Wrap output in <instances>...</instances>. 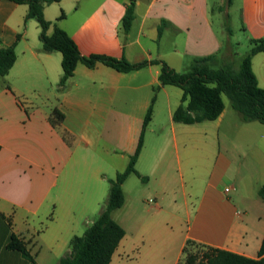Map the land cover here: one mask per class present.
<instances>
[{
	"label": "crops",
	"instance_id": "0c3cea01",
	"mask_svg": "<svg viewBox=\"0 0 264 264\" xmlns=\"http://www.w3.org/2000/svg\"><path fill=\"white\" fill-rule=\"evenodd\" d=\"M129 2L61 0L57 4L71 16L66 13L57 24L84 57L105 55L132 64L162 60L182 73L193 58L221 52L210 0H138L132 29L125 35L121 28ZM241 3L246 32L252 39L264 37V0ZM27 13L26 5L0 1V47L15 46L17 54L9 74L0 79V264L60 263L71 251L72 239L82 236L104 210L109 180L127 168L154 97L136 168L147 181H160L154 192L157 210L151 218L140 213V224L131 233L117 221L126 236L110 264H127L130 256L131 264H182L188 242L259 259L264 128L243 119V125L228 123L239 136L230 139L222 133L226 148L216 156L198 210L205 206L206 211L200 217L197 213L186 230L175 211L166 209L176 202L175 164L181 169L184 159L191 168L194 125L174 121L183 91L166 86L155 92L161 85L159 65L124 74L103 64L95 69L79 64L60 89L62 54L42 52L40 27L35 20L26 21ZM44 14L47 21L58 19L49 6ZM55 109L64 115L56 127L50 120ZM225 121H230L226 105L216 123L220 127ZM171 138L177 160L171 158ZM224 178L232 182L230 192L247 193L244 203L221 198L217 184ZM13 234L24 240L34 262L7 249Z\"/></svg>",
	"mask_w": 264,
	"mask_h": 264
},
{
	"label": "trees",
	"instance_id": "16d2710c",
	"mask_svg": "<svg viewBox=\"0 0 264 264\" xmlns=\"http://www.w3.org/2000/svg\"><path fill=\"white\" fill-rule=\"evenodd\" d=\"M3 1V0H0ZM18 5L28 6L26 21L35 20L41 30L40 40L42 52L62 54V77L59 83L63 89L74 76L79 64L89 69H95L98 64H103L119 73L129 74L150 65H159L160 83L155 92L161 87H178L183 91L182 104L174 113V121L178 124L195 125L204 122L216 121L225 109L223 96L226 95L232 108L240 114L245 122H259L264 125V87H260L259 80L253 69V59L264 53V37L251 39V49L242 58L240 67L236 68L231 62H224L216 67L217 55L193 58L192 64L183 72H177L165 61L153 60L140 64H132L125 58L117 59L105 55H92L84 57L71 38V36L58 26V22L65 18L61 16L50 22L45 18V8L61 0H7ZM138 0H130L122 20V33L127 35L135 20L136 4ZM229 6L233 0H228ZM53 27V33L49 34ZM163 28H159L158 36L161 37ZM230 35L232 30L229 29ZM17 60L15 46L0 47V79L6 77ZM155 97L145 115L142 130L135 153L130 157L127 168L117 174L115 179L109 180V196L105 208L98 219L91 224L86 232L74 237L70 243L71 251L60 260L59 264H110L120 243L126 236L124 228L113 218V213L121 209L126 202L123 189L124 183L131 176H136L142 181L136 165L144 147L146 131L152 121ZM54 127L63 124L64 115L55 109L50 117ZM259 196L264 200V185L259 191ZM191 244V242H188ZM7 249L21 253L26 259L34 262L27 249V244L17 235L13 234L7 244ZM202 264H264V239L259 252V259H250L225 250L206 248ZM187 263L195 264L191 256Z\"/></svg>",
	"mask_w": 264,
	"mask_h": 264
},
{
	"label": "rangeland",
	"instance_id": "374dc122",
	"mask_svg": "<svg viewBox=\"0 0 264 264\" xmlns=\"http://www.w3.org/2000/svg\"><path fill=\"white\" fill-rule=\"evenodd\" d=\"M49 10L54 13V17L59 18V15L62 14L61 10H63V8L58 4H52L49 6ZM66 11L67 12L63 10V13L65 15L67 13L71 16V12L68 10ZM210 12L214 27L223 42L221 54L218 56V61H216V67H219L224 62L229 61L233 63L236 68H239L242 58L251 49L250 40L252 39V36L244 29L241 0H233V4L231 6H229L228 0H210ZM55 19L56 18H54V20ZM229 29L232 30L231 35L229 33ZM253 66L258 77L260 87H264V53L254 57ZM2 82L3 81H0V84H2ZM174 88H176L175 90H181L178 87ZM223 99L227 108V116L230 118V121L226 122V120L220 127L217 125L216 121H208L200 125L191 126V128L194 129V132L192 133L193 145L191 168L189 169V167H185L184 159L182 160L183 166L181 169L177 163L175 164L174 173L176 178V202H173L171 206L168 204L166 209L171 212L175 211L180 223H182L186 230L188 225L195 222L197 213L200 217L201 214L206 211L204 206V208L198 212L203 193L211 180V171L216 156L220 149L226 148L227 142L225 138L222 137V133H227L230 139L237 137L239 134H236V132L232 130V127L229 128L227 125L228 123L233 122H238L243 125L240 114L232 108L229 98L224 95ZM251 126H255L259 129L264 128V125L259 122H256ZM166 135L170 138V131L167 132ZM170 145L172 155L171 158L173 157V159L177 160V150H175L173 146L172 138ZM179 146L181 150V144ZM209 152H211V156L208 157ZM229 154L232 158L236 155L231 151ZM211 183L214 185L217 184L215 181ZM159 184L160 181H156L154 179H152L151 182L142 181L136 176H131L126 181V203L123 208L114 214V218L116 221L124 223L130 233L135 231L136 225L140 224V213L151 218L157 210V200H155L154 192L157 188H159ZM231 185L232 182H230L228 178H224L222 182L217 184L218 191L220 193L222 192L221 198H224L225 200L237 199L238 202L244 203L242 197H247V193L244 192L242 195L237 190L230 193L224 192L225 188H230L232 187ZM139 248L137 247L136 254H138ZM207 250L208 249L203 246L190 244L186 250V255L182 259V264H189L187 261L190 256L195 259V264H202L204 253L207 252ZM133 257L134 256H130V258H128L127 264H131L132 261L130 259Z\"/></svg>",
	"mask_w": 264,
	"mask_h": 264
},
{
	"label": "built area",
	"instance_id": "2783aa9c",
	"mask_svg": "<svg viewBox=\"0 0 264 264\" xmlns=\"http://www.w3.org/2000/svg\"><path fill=\"white\" fill-rule=\"evenodd\" d=\"M226 192H230V189H229V188H227V189H226Z\"/></svg>",
	"mask_w": 264,
	"mask_h": 264
}]
</instances>
